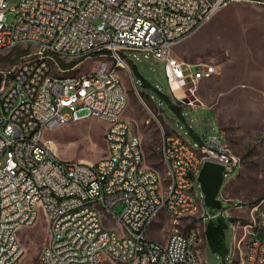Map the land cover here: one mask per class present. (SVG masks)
<instances>
[{"label":"built area","instance_id":"built-area-1","mask_svg":"<svg viewBox=\"0 0 264 264\" xmlns=\"http://www.w3.org/2000/svg\"><path fill=\"white\" fill-rule=\"evenodd\" d=\"M234 1L243 0H18L9 22L8 0H0V54L25 52L19 64L0 71V264H22L21 224L38 221L48 228L40 264H198L195 234L178 229L162 242L149 230L164 212L175 219L197 214L205 161L239 173L241 158L221 130L204 128L192 141L198 156H189L170 136L164 111L150 107L164 136L170 189H163L160 173L146 165L141 137L123 117L129 100L119 71H131V53L152 55L164 62L173 106L209 108L195 93L218 73L217 65L186 62L174 50ZM77 61L98 64L80 80L48 81L50 66L75 73ZM91 116L108 122L107 156L98 162L54 157L45 130ZM87 205L114 214L123 238L97 229L98 213L87 212ZM201 218L206 228V213ZM234 229L225 263L264 264V198Z\"/></svg>","mask_w":264,"mask_h":264},{"label":"rangeland","instance_id":"rangeland-1","mask_svg":"<svg viewBox=\"0 0 264 264\" xmlns=\"http://www.w3.org/2000/svg\"><path fill=\"white\" fill-rule=\"evenodd\" d=\"M17 4L18 0H8L9 22L15 20L12 9ZM174 51L189 63L217 65L218 73L202 81L195 93V100H203L209 108L195 112L190 108L181 111L176 107L178 111H175L173 105L176 101L169 92L164 62L152 55L145 59L131 53V71H119L129 100L123 117L131 122L133 131L142 139L146 165L160 173L163 189H168L170 179L163 155L164 136L151 118L152 109L158 112L162 109L170 132L183 136L191 144L194 135L201 134L203 128L207 133L221 130L233 154L241 158L242 167L239 173L236 170L226 175L221 190L222 196L232 204L223 212L227 223V253L213 252L206 244V228L201 218V213H205L203 207L197 214L181 219L164 212L152 225L149 234L153 239L165 242L178 229L185 232L194 227L202 237L199 245L202 263L226 264L233 247L234 223L247 217L249 207L264 198V4L245 0L231 2L178 44ZM24 54L23 49L0 54V71L19 64ZM97 64L98 61H77L74 71L83 73L94 69ZM107 128L108 122L100 118L83 117L54 130L46 129L43 139L63 161L98 162L109 152L105 136ZM196 191L202 202L200 186ZM122 209L119 206L115 212L120 213ZM100 212L104 227L123 235L120 221L111 219L103 208ZM20 238L25 247L22 264H40L39 255L48 238L45 221H38L33 227L24 226Z\"/></svg>","mask_w":264,"mask_h":264},{"label":"water","instance_id":"water-1","mask_svg":"<svg viewBox=\"0 0 264 264\" xmlns=\"http://www.w3.org/2000/svg\"><path fill=\"white\" fill-rule=\"evenodd\" d=\"M229 172L231 169L226 165L213 161H205L201 167L198 181L203 196V207L210 223H217L220 218H224L223 212L232 206L220 194L224 175Z\"/></svg>","mask_w":264,"mask_h":264},{"label":"bare ground","instance_id":"bare-ground-1","mask_svg":"<svg viewBox=\"0 0 264 264\" xmlns=\"http://www.w3.org/2000/svg\"><path fill=\"white\" fill-rule=\"evenodd\" d=\"M75 68H77V65H74V69ZM80 79H82V72L81 73L59 72V71H57V66H50V73H48V81H50V82L71 83L74 80H80ZM82 118L72 119V122H78ZM151 118L154 120V113L152 110H151ZM170 136L173 137L174 141H179L180 146H184V150L189 151V156H198V149L193 148V144H191L189 141H187L183 136H181L179 134H175V133H170ZM50 152H53V151L50 149ZM54 157H58V156L54 153ZM162 188H163V185H162ZM168 189H170V185H169ZM196 202L197 203H203V201L201 202L199 200L197 195H196ZM202 207L203 206H197V213L200 211V209ZM100 208H103V210H104V206H101V205H87V212L98 213V220L99 221H97V229H103V231H112L114 233V237L123 238V235L120 236L117 234L116 231H114L112 229H107L104 227V224L102 223V220L100 217V213H101ZM203 209H204V207H203ZM105 213H106V211H105ZM203 213H204V211H203ZM107 215L111 219L119 221V220H117V217L114 216V214H107ZM30 225H31V223H22L21 229L24 226H30ZM177 232H178V230L175 231L173 234H175ZM173 234H171V235H173ZM191 234H195V236H197L198 243L202 242V237L200 236L198 229L191 227L187 231L184 232V235H191ZM193 256L198 259V264H203L202 259L199 255V246H193ZM129 264H136V261H129Z\"/></svg>","mask_w":264,"mask_h":264},{"label":"trees","instance_id":"trees-1","mask_svg":"<svg viewBox=\"0 0 264 264\" xmlns=\"http://www.w3.org/2000/svg\"><path fill=\"white\" fill-rule=\"evenodd\" d=\"M1 83V80H0ZM175 111H178L175 106H173ZM235 221V218H232ZM227 223L225 218H220L217 223H207L205 230L206 244L211 247L213 252L227 253L228 249L225 244V228Z\"/></svg>","mask_w":264,"mask_h":264},{"label":"crops","instance_id":"crops-1","mask_svg":"<svg viewBox=\"0 0 264 264\" xmlns=\"http://www.w3.org/2000/svg\"><path fill=\"white\" fill-rule=\"evenodd\" d=\"M171 133V132H170ZM233 216V214H231Z\"/></svg>","mask_w":264,"mask_h":264}]
</instances>
